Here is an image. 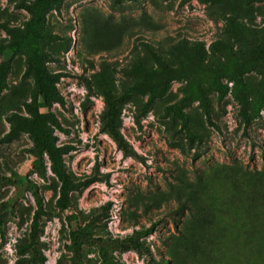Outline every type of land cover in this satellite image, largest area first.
Wrapping results in <instances>:
<instances>
[{
	"label": "rangeland",
	"instance_id": "1",
	"mask_svg": "<svg viewBox=\"0 0 264 264\" xmlns=\"http://www.w3.org/2000/svg\"><path fill=\"white\" fill-rule=\"evenodd\" d=\"M21 1L0 0L4 43L30 18L18 8ZM233 21L253 35L246 30L238 39ZM46 31L57 37L42 45L47 67L67 75L58 84L66 106L53 108L71 131L56 132L59 144L76 147L66 158L67 168L84 179L98 165L110 184L95 182L73 193L72 210L66 211L59 204L57 178L50 170L43 178L32 167L30 136L1 142L12 115L26 114L25 103L34 102L37 84L26 52L0 55V64L10 62L8 88L0 97V174L26 179L0 184V209L5 202L13 207L1 218L0 264L32 257L20 249L30 242L36 189L46 201L38 247L46 264H70L72 226L94 219L100 226L83 247L84 264H264V64L255 62L264 52V0H64L61 12L49 15ZM197 46L203 47L199 55ZM157 57L178 68L179 78L145 115L141 111L148 96L121 103V132L142 156L138 160L125 156L102 130L103 115L108 97L120 96L139 81L134 67L158 68ZM251 61L241 87L228 70L236 62ZM219 84L227 90L223 99ZM200 85L217 127L198 98ZM189 93L194 102L184 109V123L168 107ZM204 214L220 220L210 240L194 250L183 248L186 227ZM152 227L151 234L140 236L151 255L103 245V239H124Z\"/></svg>",
	"mask_w": 264,
	"mask_h": 264
},
{
	"label": "trees",
	"instance_id": "2",
	"mask_svg": "<svg viewBox=\"0 0 264 264\" xmlns=\"http://www.w3.org/2000/svg\"><path fill=\"white\" fill-rule=\"evenodd\" d=\"M212 4L223 2L224 0H207ZM64 5V0H22L18 4V8L26 11L30 18L26 22L22 31L15 33L10 41L4 43L0 41V55H10L20 52H26L28 56L27 64L28 71L35 77L37 84V94L34 102L25 103L26 114L14 113L11 117L12 125L8 134H6L1 142L11 143L18 139L21 135L27 134L33 141V147L31 153L35 160L32 164L33 169L43 178L47 177L48 170L57 178L60 183L59 189V204L62 208L72 210L71 199L73 193L81 192L85 188L89 187L95 182H102L110 184V180L107 175L102 174L98 165L94 174L81 179L77 178L67 168L66 158L76 147L72 144H59V138L57 131L63 132L66 135L70 134V129L66 127L58 115L54 112L55 105L61 107L66 106L65 97L62 95L58 88V84L63 77L67 75L60 72H51L47 67L48 57L43 50V43L45 41L56 40L54 37L47 33L46 27L48 17L53 11L61 12ZM234 32L238 39L245 37L246 30L249 34L253 35V32L249 31L245 27L237 26L235 22ZM203 47L197 46L196 53L199 55L200 50ZM218 50L224 51V47L217 46ZM158 68H148L143 65H136L133 69V73L139 78V81L128 87L120 96H110L107 99L106 110L103 115L102 130L106 132L113 141L117 144L118 148L122 150L125 156L132 157L134 159H142V156L136 151V149L128 142L123 133L121 132V103L128 101L135 96H148V102L144 105L141 114L145 115L149 112L150 107L155 99L165 95L170 89L174 80L180 76V70L173 68L171 65L157 57ZM195 65L201 69L200 61L195 56ZM257 64H264V52L255 61ZM254 65V62L244 63L236 62L230 66L228 74L237 85L244 87L245 74ZM10 74V62L3 61L0 64V97L3 92L8 88V76ZM221 99L227 95V90L222 84L218 85ZM187 92L190 90L187 89ZM198 98L202 107L207 115V118L211 125L216 126L211 119V104L207 97V94L203 87L198 89ZM243 102V106L246 107L247 102L244 99H240ZM194 102L192 95L187 94L183 99L173 106L168 107V113H172L175 117H178L184 121L188 120V115L184 111L187 107H190ZM246 120L249 121L248 113L243 111ZM137 123L140 125V118L137 117ZM189 136L193 140L195 134L190 130ZM49 160V166L46 164V160ZM26 181L24 177L16 174L15 178H8L0 174V184H23ZM37 209L34 214L33 222L31 225L30 242L21 247L20 252L26 253L27 251L32 253V257L28 259H20L17 264H46L47 257L39 251V235L43 232L42 219L46 216V201L44 196L39 190L34 191ZM201 208V207H200ZM11 203L5 202L0 209V224L3 215L12 210ZM202 209V208H201ZM70 217L77 221V215L75 211L70 212ZM215 215H206L203 217L194 218L191 223L186 227V231L182 234V241L180 244L183 248L197 249L200 248L202 241L210 240V231L214 228L220 220ZM206 220V222H204ZM208 220V221H207ZM98 219L91 220L84 226H78L77 224L72 226V243L68 246V249L72 252L70 257V264H84L82 256V250L85 244L91 242L95 229H98ZM154 228H149L144 231H136L132 235H128L126 238H114L103 239V245L107 248L117 247L119 249L132 248L139 253L146 252L151 255L150 248L145 242L141 241L140 236L143 234H151ZM105 259L108 258V254L103 253ZM173 258L177 256L173 255ZM112 264H117L113 262Z\"/></svg>",
	"mask_w": 264,
	"mask_h": 264
}]
</instances>
